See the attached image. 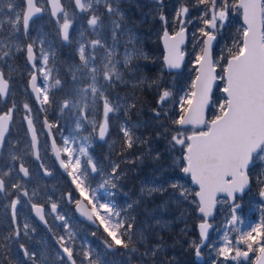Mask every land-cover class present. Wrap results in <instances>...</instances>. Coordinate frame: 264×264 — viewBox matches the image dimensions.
I'll list each match as a JSON object with an SVG mask.
<instances>
[{
  "label": "snow or ice",
  "instance_id": "6c2138e0",
  "mask_svg": "<svg viewBox=\"0 0 264 264\" xmlns=\"http://www.w3.org/2000/svg\"><path fill=\"white\" fill-rule=\"evenodd\" d=\"M40 3L41 0H20V3L17 0H0V68L8 66L11 70L8 62L16 58L17 53H26V61L34 70L25 85L29 98H34L41 105V111H46L45 106L55 105L61 114L68 113L75 119L77 131L83 125L91 124L93 134L103 141L109 132V114L119 108V104L111 98L110 89L123 83L125 71L134 67L132 61L140 54L134 45L136 37L131 34V29L125 28V14L120 11L116 0H70L67 8L63 6V0H46L51 6L50 16L56 37L65 43H74L79 59V63L73 62L68 66L66 73L72 77V87L57 100L52 90L62 91L69 81L52 75V69L48 68L50 52L42 47L45 40L31 36L34 17L45 11ZM194 6H204L205 9L198 17L203 24L198 29L203 46L193 60L196 76L189 85L190 91L180 97V114L172 120L174 127L171 129L162 118L168 116L164 104L173 93L163 87L159 79L153 80L152 86L159 89L153 118L161 121L158 126L163 131L158 136H170V150L179 148L182 153L181 171L190 176L191 182L199 189L193 198L196 205L194 211L200 217L197 225L199 242L193 241L190 245L196 256L200 257L203 247H208L212 264H243L250 253H258L254 264H264V219L247 231H239L235 240L230 239L228 233L229 226L234 228L237 223L243 222L237 215L242 207L237 200L251 184L250 168L257 161L264 164V0H196ZM230 8L242 10L244 27L228 50L223 76L219 77L225 83L220 89L224 98L217 106L218 114L207 120L205 113L213 104V86L218 79L217 67L220 65V59L213 58L212 45L227 23ZM189 11L186 3H182L174 18L181 25L179 30L171 35L167 29L164 31V66L167 69H180L184 61L185 52L181 46L185 42L184 25L191 23L187 20ZM84 14H88L87 28L80 31L79 38L73 41L70 29ZM159 19L166 22L163 14ZM125 32L128 39L123 45L125 50L121 58L118 47ZM37 44L41 45L39 56ZM38 78H42V86L38 85ZM11 79L0 70V99L5 103L12 94ZM30 99L17 102L13 98L7 111L0 114V195L3 201L10 202L7 226L0 231V264H36L37 254L23 243L24 238L35 232L29 222L30 217L24 218L23 223L21 221L20 212L26 206H30L31 213L46 227V209L49 207V214L62 223L67 239L65 235L58 238V264H101L91 249L83 250L78 259L75 237L66 215L61 212V204L55 199L44 203L39 199L48 195L41 191L38 183H34L41 178L39 170H43V177L51 176L52 172L46 158L40 155L39 134ZM116 99L119 100V97ZM101 105L103 119L89 120L92 109L99 112ZM21 110L24 112L22 122L26 123L24 137L10 141L11 122ZM187 126L193 128L190 134H185ZM44 127L49 130L46 134L51 135L53 125L47 118ZM120 132L127 149L136 146L130 128L122 126ZM87 141V137L83 139L78 148L79 155H76L77 149L73 147L75 139L65 138L62 148L53 139L52 163H58L66 171L74 186V192L68 191L61 196V200L66 196L67 202L74 203L81 216L99 222L107 234L104 246L109 252L123 249L135 253L138 250L136 245L143 241V233L139 234L141 239L138 241L136 225L125 218L127 210L117 211L106 199V196L113 195L109 189L117 186L119 164H113L110 172L102 173L87 152ZM159 158L157 153L155 159ZM36 161L39 162L38 169H33L31 163ZM90 174L101 177L98 189L104 190L105 197H98V189L87 183ZM260 183L264 185V180ZM170 187L176 191L182 186L173 182ZM167 191L164 184L147 189L149 196L164 195ZM75 193L79 194L78 197ZM187 194V190H180L174 199H186ZM219 194H223V202L227 205L226 230L219 243L205 244L213 228L210 221L214 219V209L221 202ZM259 196L264 199V186L260 187ZM82 200L91 206L90 209L81 206ZM132 207L128 205V209ZM5 211H9L7 205ZM156 251L146 248L142 257L150 253L155 256ZM20 253H23L22 258ZM41 264L48 262L42 260ZM144 264H147L146 260Z\"/></svg>",
  "mask_w": 264,
  "mask_h": 264
},
{
  "label": "trees",
  "instance_id": "16d2710c",
  "mask_svg": "<svg viewBox=\"0 0 264 264\" xmlns=\"http://www.w3.org/2000/svg\"><path fill=\"white\" fill-rule=\"evenodd\" d=\"M172 3L169 1V8L173 5L178 7L182 3H186L187 6L188 1L172 0ZM126 19L129 20L130 24L140 29L138 30L139 40L137 43H140L141 49L146 50L148 55L139 54L134 57L132 61L134 67L125 71L127 80L134 79L132 82L116 84L110 89L111 98L116 94L121 98V104L117 112L109 114L108 117L109 134L107 138L109 139V146L105 144V141H96L91 145L89 151L102 173L110 172L113 164H119V179L115 181L117 186L115 189H109L113 192V195L105 196L111 200L117 211L127 210L125 218L136 225L138 241L141 239L139 234L143 233V241L136 245L138 250L135 253L126 252L123 249L109 252L104 246L107 234L100 225L98 227H90L94 233L88 239L91 244H97L103 249L104 261H110V264H144L145 260L147 264H196L193 253L194 248L190 246L184 223L177 215L179 209L175 208L171 202L164 207V214L165 217L169 218V222L163 227L154 217L162 209L160 204L164 200V195L156 194L144 197L140 194V184L142 182L156 185L157 182L163 180L169 190L171 185L170 177L176 176L177 172L176 167L169 161L168 164L163 163V160H165V157H162L163 149L159 151V141L156 138L158 128L150 120V115L152 114L150 108L157 105L156 97L159 91V89L152 86V81L156 80V73L153 64L150 66V63L161 64L159 57L162 56V48L158 35L153 34L149 38L147 31L150 28H154L159 20L156 17L142 20L133 10L130 13L128 11ZM32 23H35L36 26L31 25V31L34 30L35 36L45 40L43 46L50 52L49 63L57 67L58 78L62 81H69V83L64 84L62 91L52 90L55 99L59 100L63 97L64 92L72 87L69 80L70 75H66L68 72L67 65L74 59L72 49L63 46L60 39L56 37L52 18L47 11L41 17L34 19ZM241 30L240 19L234 18L231 22L228 21L225 36L230 37L235 42V38ZM139 32H142L144 36H141L142 34L140 35ZM156 59H159V61ZM8 64L11 65V70L8 66H2V69L6 76L12 77L10 82L12 94L8 96L7 103L0 102L3 110L11 106L13 98L17 102L30 99L29 95L25 93L28 66L24 53L16 55V58L11 59ZM162 71L163 77H167L168 72L164 69ZM162 80L164 79L161 78ZM162 84L164 86V82ZM30 103L35 111H39L32 98ZM212 108L213 105L209 108L208 119L213 116ZM22 113H24L23 110L19 111L18 115L20 116ZM100 113L101 109L99 112L95 111L90 114H94L96 118H99ZM54 118H49L48 116V119L53 121ZM122 126H126L133 131L136 139L135 147L127 149L124 146V138L120 132ZM44 138L46 140L45 136ZM155 152L159 153V160L155 159ZM62 178L61 182L57 181V191L61 194L69 184L68 178ZM252 186L253 182H251ZM130 204L133 207L128 209ZM193 214L195 215L194 210ZM196 224L195 217H193L190 222V225H193V233H197ZM38 227L40 236L33 238L30 234L29 237L23 239V243L30 251L37 254L36 264H41L42 260L47 261L48 264H58V257H51V252L54 248L50 235L39 224ZM0 231H4L2 227ZM146 248L157 250L156 255L153 256L150 253L142 257ZM20 256L22 258L21 253Z\"/></svg>",
  "mask_w": 264,
  "mask_h": 264
},
{
  "label": "rangeland",
  "instance_id": "374dc122",
  "mask_svg": "<svg viewBox=\"0 0 264 264\" xmlns=\"http://www.w3.org/2000/svg\"><path fill=\"white\" fill-rule=\"evenodd\" d=\"M117 1L118 0H116V2ZM136 1L139 2L141 6H143L144 8L143 13L147 15V17L149 14V17H150L149 19L156 17L159 20L154 28H150L147 31V33L149 34V38L153 34L158 35L159 37L163 27H166L170 32H174L178 27L181 26L179 22L174 19L176 10L180 7V5L178 7L176 5H173L169 8V1H171V4H173L172 0H164L163 4L160 6L157 3H152V4L147 5L144 0H136ZM187 1H188L187 6L190 8V11L187 15V20H190L191 23H187L184 25V27L188 29V41L186 45L183 47V50L186 52V59H185L184 64L182 65L180 69L172 71V72H168V76L163 77L162 69H164V67H163L162 62L161 64H154L152 62L150 63V66L151 64H153L154 66V70L156 73V80L159 79L161 81V78L164 79L161 81L162 83L164 82V86L163 84L162 86L169 89L173 93V96L169 98V100L164 104V110L168 113V116L166 118H162L163 122L168 126L169 129L174 127L172 125V120L176 119L180 114V111H179L180 97L186 95V93L190 91L189 85L192 79H194V76L196 74L194 70L193 60H194L196 52H198L200 47L202 46V37H200L198 29L200 27H203V24L201 23L200 19H198V17H200L201 13L205 9H204V6H200V7L194 6L196 4V0H187ZM17 3H20V1L17 0ZM69 3H70V0H63L64 7L67 8ZM40 6L44 7L45 11H47V5H46L45 0L43 1L41 0ZM161 14L165 16L166 22L161 21L159 19V16ZM87 15L88 14H84L83 17L78 18L76 23L70 29L73 41L79 38L80 31L87 28V23H86ZM234 18H239L241 28L244 27L241 23L240 10L230 8L229 13H228L227 23L223 27L222 31L218 32L217 39H216V46L213 49V58L220 59V65L217 67L218 79H217V83L214 87V91L212 94L213 116L212 118H209V119H213L214 116L218 114L217 106L220 103V101L224 98L223 93L220 91V89L224 87V81L219 79V77L223 76V66L225 65L226 60L228 58V54H227L228 50L233 46V43H234V41L230 37L225 36V30L228 26V21L231 22ZM125 19H126V16H125ZM34 25L36 26L35 23H32V26ZM125 28L131 29V34L136 37L134 41V45L139 50L140 55L147 56L148 55L147 51L142 50L140 47V43H137V41L139 40L138 30L140 29L130 24L129 20H127V25H125ZM141 34L142 32L140 33V35ZM31 36L37 37L35 36L34 30L31 31ZM141 36H144V34H142ZM121 39H122V43L118 47V53L120 54L122 58L124 50H125L123 45L128 39V33L125 32V35ZM198 43H199V46H197ZM69 44H71L70 48L72 49V54L74 55V59L72 60L71 63L67 65V71H68V66L70 64H72L73 62L79 63L78 56L75 53L76 45L74 43H69ZM40 47L41 45L37 44V55L38 56H39ZM42 47L44 48V46ZM44 49L45 51H47V48H44ZM19 54L20 53H17V55ZM159 58L161 61V57ZM156 60L159 61V59H156ZM48 68L52 69L53 76L58 77V70L56 66L48 62ZM30 72L31 71L29 70V68H27L26 75L28 76ZM38 79H39V85L42 86L44 83L42 78H38ZM71 79L72 77L70 75L69 80L71 81ZM133 80L134 79L127 80L126 75L124 74V82H132ZM118 84H121V83H118ZM117 97L118 96L115 94L112 100L114 103H118L120 106L121 98L117 100L116 99ZM157 99H158V95L156 97V101ZM1 107L2 106L0 105V114L5 111L1 109ZM45 107H46V111H44V114L46 116L50 114L51 117L53 118L55 117L54 121H50V122L53 125V131H54L55 137L61 148L63 147V140L65 138H68L70 140L75 139L76 144L73 145V147L77 149L75 154L79 155L78 148L81 146L83 139L87 137L88 141H87L86 147H87V152L89 154V147L91 146V144H93L96 141H101L95 136V134H93L91 124H85L82 126V128L79 131H77L75 119L72 116H70L68 113L61 114V112L55 108V105L45 106ZM156 107L157 105L155 107L150 108V112H152V114L150 115L151 116L150 120L153 123V125L158 128V133H159V132H162L163 129H161L158 126L161 123V121L153 118V110ZM95 111H96L95 109H92V112H95ZM33 112H36L34 108H33ZM116 112L117 111L113 112L112 114H115ZM20 117H21V114H20ZM20 117H15V120H14L15 123H14L13 128L11 129V136L9 137L10 141L22 139L24 137V131L22 128ZM92 119H95V120L103 119L102 105H101V113H100L99 118H96L94 114H90L89 120H92ZM192 131H193L192 126H187V132L185 134H190ZM158 133L156 134V138H157V141H159V151L163 149L162 157H165V160H163L164 161L163 163L168 164L170 162L173 166L176 167L177 174L174 177H170V180H169L170 184L175 182L181 185L182 187L181 189H178L176 191H174L170 187L167 193L164 194V200L161 201L160 207H162V209L158 211L157 214H155L154 219H156V221L160 222L161 225L165 227L169 222L168 221L169 218L165 217L164 207L168 205L170 202L173 203L175 208L177 207L179 209V211L177 212V215L184 223L186 233L188 234V242L191 245L193 241H196V242L199 241L197 233H193V225H190L191 219L193 217H195V224L197 221L200 220V217L196 212H195V215L193 214V210L196 207L194 199H193L194 192L196 191V187H194L191 184L189 180V176H186L181 171V167L183 166V164H182V153L180 152L179 148H177L176 151H171L170 144H169L170 136H158ZM108 134L106 136V139L103 140L105 141V144L107 146H109V141H108L109 139L107 138ZM39 135H40V140H41L40 155L46 158V164L48 165L49 170L52 172L51 176L43 177L42 176L43 170L42 169L39 170L41 174V178L38 181H34V183H38L41 191L48 194V195H42L39 199L41 203H44L48 199H55L57 202H59L62 205L66 199L61 200V196L66 194L70 190L74 192V186L71 185V178L69 177L68 179L69 184L66 186V190L62 194L59 193V191H57V185H58L57 181L61 182L63 178L59 175V172L57 171L58 169H55L53 167L54 165L51 159L50 148L48 147V143L45 140L44 135L41 130L39 131ZM157 153L158 152H155L154 155H156ZM82 160H86V157H82ZM38 165L39 164L33 167V169H38ZM70 170L71 169H69V171ZM250 174H251V182H253V186L247 192H245L242 197H239V199L237 200V203H241L242 205L237 215L238 217L242 219L243 222L237 223L234 226V228L231 226L228 227L229 238L233 240L237 238L239 231H247L249 230L250 226H253L256 223H259L262 219H264V210H262L264 209V203L263 201H261L260 196H259L260 187L264 186L260 183L261 180H264V164H261V162L257 161L256 164L250 168ZM90 177L91 176H89V180L87 181V183L90 184L93 188L98 189V184L100 182L101 177L99 175L94 174L92 177L93 181H90ZM160 183L167 186V184L164 183L163 180H160L159 182H157L155 186H158ZM152 186L154 185L148 184L147 182H142L140 184V194L144 197H148L149 195L147 193V189ZM180 190H187L188 194H187L186 199L177 201L174 199V196L178 194V191ZM78 195H79L78 193H75L76 197ZM97 195L98 197H105L106 193L104 192V190L98 189ZM219 197H220L221 202L218 203L217 207L215 208L216 210H215L214 219H211L210 221L213 224V228L210 231V238L209 240H207L206 244L219 243L226 230L225 220L228 217L227 205L223 202V199H224L223 196H219ZM106 199L107 201L111 202V200L108 197H106ZM0 202H2L0 203V214H1L5 210V205H3V202H4L3 199H1ZM7 206H8V209L10 210V202L7 204ZM22 210H23L24 218L29 217L30 206H26ZM61 212L62 214L66 215V219L70 225V231H72L75 237L74 244L77 248L78 259H79V255L82 253L83 250L91 249L92 254L100 259L101 264H110V261L109 262L104 261L103 249H101L97 244H91L88 240V237L93 235L92 233H94L92 232L93 229L92 228L86 229L85 227H82L81 225H79L78 221L74 217V213L72 212V210L66 211L64 209H61ZM49 213H50V207L46 209V217L49 218V224L50 225L53 224L56 231H58L57 237L59 238L61 235H65V238L67 239L66 232L62 226V223L59 221H55L53 215ZM1 221H2V217L0 215V223ZM29 222H31V220ZM75 224H78V225L76 226ZM1 227L2 226L0 225V228ZM82 232H83V235H82ZM241 247L243 248L244 246L241 245ZM56 252L57 250H53L51 252V257H57ZM257 254L258 253H250L249 259L247 261H244L243 264H253V261L256 259ZM202 255L206 259V262L204 264H212L211 259L209 258V248L208 247H203ZM22 256H23V253H22Z\"/></svg>",
  "mask_w": 264,
  "mask_h": 264
},
{
  "label": "flooded vegetation",
  "instance_id": "af4514ba",
  "mask_svg": "<svg viewBox=\"0 0 264 264\" xmlns=\"http://www.w3.org/2000/svg\"><path fill=\"white\" fill-rule=\"evenodd\" d=\"M145 1V3L148 5V4H152V3H157L159 6L160 5H162L163 4V2H164V0H161V2H159L158 0H144ZM117 4H118V6H119V8H120V10H121V12H123L124 14H125V16L127 15V13H128V11H129V13H130V11L131 10H133L134 12H136L141 18H142V20H149V14H148V17H147V15H145L144 13H143V11H144V8H143V6H141L140 4H139V2H137L136 0H121V1H117ZM130 5H131V7H130ZM143 17H144V19H143ZM126 21H127V19H125V25H127L126 24ZM71 46V44H69V47ZM18 114V112L16 113V115H15V117H20L19 115H17ZM32 115H33V117L35 118V120H36V128H37V132H38V134H39V131L41 130H43V123H42V118H43V113L39 110V111H36V112H33L32 113ZM48 115H50V114H48ZM22 117H23V115H21V117H20V121H21V123H22V128H23V131L25 132V129H26V127H24L25 126V124H23L24 122H22ZM47 117V116H46ZM14 120H15V118H14ZM12 121L11 122V129L13 128V126H14V123H15V121ZM11 136V135H10ZM9 136V137H10ZM40 146H41V140H40ZM37 164H39V162L38 161H36V162H32L31 163V167L33 168V167H35ZM54 168H55V165L53 166ZM56 169V168H55ZM59 175H60V173H59ZM52 178V177H51ZM1 199H3V197H2V195H0V200ZM66 199V198H65ZM9 202L8 201H4L3 202V205H7ZM73 206H74V203H68L67 202V199L65 200V202L61 205V209H64V210H66V211H68V210H71V209H73ZM1 215V217H2V221H1V223H0V225L2 226V229L4 230L5 228H6V226H7V222H6V220H8V218H9V216H10V210H9V212H6L5 210L0 214ZM20 215H21V220H22V222L24 221L23 220V218H24V216H23V210H21V212H20ZM29 217H30V220H31V224H32V226L35 228V232L34 233H31V235L33 236V238H35V237H38V236H40V234H39V232H38V229H39V227H38V224H37V222L35 221V219L33 218V216H32V214H31V211L29 212ZM47 218V220H48V223H49V218L48 217H46ZM76 220H77V218H76ZM78 221V223H79V225H81L82 227H85L86 229H88L89 227H87V225L84 223V222H82V221H80V220H77ZM76 226L78 225V224H75ZM49 227L51 228V231H49V228H44L45 230L44 231H46L49 235H50V237H51V240H52V242L54 243V245L56 246V244H55V240H57L56 239V234H57V231H56V229H55V227L53 226V224H49ZM82 235H83V232H82ZM55 250V249H54ZM205 262H206V259H205Z\"/></svg>",
  "mask_w": 264,
  "mask_h": 264
},
{
  "label": "water",
  "instance_id": "95a60500",
  "mask_svg": "<svg viewBox=\"0 0 264 264\" xmlns=\"http://www.w3.org/2000/svg\"><path fill=\"white\" fill-rule=\"evenodd\" d=\"M158 1L161 2V0H158ZM47 7H48V10H49V13H50V12H51V6L47 4ZM42 14H43V13H42ZM42 14H40V15L34 17V18H37V17L41 16ZM240 14H241V23H242V25L244 26V24H243L242 10H240ZM179 28H180V27H179ZM179 28H177L174 32H170L167 28H163V30H162V32H161V34H160L159 41H160V44H161V47H162V50H163V54H162V58H161L162 63H163V66H164V56H165V53H166L164 31L167 29L168 32H169V34L171 35V34H174L176 31H178ZM185 29H186V33H185V42H184V44H183L181 47H183V46L186 44V42H187V28L185 27ZM63 43H65V42H63ZM65 44H66V43H65ZM214 44H215V41H213L212 48H213ZM202 46H203V45H202ZM184 52H185V51H184ZM24 56H25V60H26V53L24 54ZM184 60H185V58H184ZM26 62H27V61H26ZM183 63H184V61L182 62V65H183ZM226 63H227V60H226ZM27 64H28V63H27ZM28 66H29L30 69H31V73H30V75H31V74H32V71H34V70L32 69V67H31L30 64H28ZM181 67H182V66H181ZM164 69H165L167 72H171V71L178 70V69H172V70H170V69L165 68V66H164ZM195 76H196V74H195ZM29 77H30V76H29ZM194 78H195V77H194ZM28 80H29V78H28ZM216 81H217V80H216ZM216 81L214 82L213 89H214V87H215ZM37 83H38V81H37ZM224 83H225V82H224ZM27 84H28V81H27ZM29 91H30V89H29ZM223 95H224V94H223ZM33 99H34V98H33ZM1 101L4 102V100H2V99H1ZM34 101H35V103L37 104V106L41 109V105H40L35 99H34ZM206 116H207V110H206V113H205V118H206ZM45 119H46V118L44 117V118H43V130H44V132H45V134H46V133H48L49 130L46 129V128L44 127V120H45ZM49 123H50V122H49ZM25 126H26V123H25ZM50 131H51V135H47V134H46V136H47L48 141H49V145H50V149H51V153H52V158L54 159L53 148H52L53 139L55 140V143H56V145H57L58 147H59V145H58V143H57V141H56V139H55V136H54V134H53L52 128H51ZM56 165H57V167H58L62 172H65L64 169H61V168L59 167V164H58V163H56ZM189 180H190V182H191V177H190V176H189ZM191 184H192L194 187H196V191L199 190V189H198V186L194 185L192 182H191ZM250 185H251V184H250ZM249 188H250V186H249ZM249 188H247V189L245 190V192H246ZM196 191H195V192H196ZM195 192H194V196H195ZM245 192H244V193H245ZM244 193H243V194H244ZM243 194H242L241 196H243ZM219 196H223V194H219ZM241 196H240V197H241ZM260 199H261V201L264 202V199H262L261 197H260ZM81 206H82V207H87V208L90 209V207L87 205L86 201H83V200H82V204H81ZM74 211H75L76 215L78 216V218H80L81 220L85 221L86 223H88V224L91 225V226H98V223H97V221H95V219H93L92 221H90V220H88L86 217L81 216L80 213H79V212L77 211V209H76V205H74ZM32 214H33L34 218H35V219H36L41 225L45 226V223H44V222H41L37 217H35L34 213H32ZM197 214L199 215L198 212H197ZM214 214H215V209H214V213H213V215H214ZM199 222H200V220H199V221L197 222V224H196V230H197V233H198L197 225L199 224ZM210 231H211V229H210ZM206 242H207V241H205V243H206ZM57 245H58V243H57ZM194 254H195V250H194ZM195 260H196V262H197L198 264H202V263L204 262V258H203V256H202V254H201L200 257H197L196 254H195ZM255 260H256V259H255ZM255 260H254V262H255ZM254 262H253V264H254Z\"/></svg>",
  "mask_w": 264,
  "mask_h": 264
}]
</instances>
